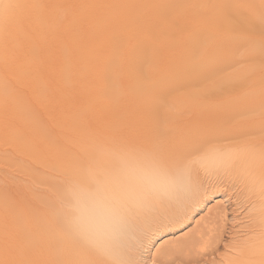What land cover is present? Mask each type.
Wrapping results in <instances>:
<instances>
[{
    "label": "bare ground",
    "instance_id": "6f19581e",
    "mask_svg": "<svg viewBox=\"0 0 264 264\" xmlns=\"http://www.w3.org/2000/svg\"><path fill=\"white\" fill-rule=\"evenodd\" d=\"M206 175L264 264V0H0V264H168Z\"/></svg>",
    "mask_w": 264,
    "mask_h": 264
},
{
    "label": "rangeland",
    "instance_id": "374dc122",
    "mask_svg": "<svg viewBox=\"0 0 264 264\" xmlns=\"http://www.w3.org/2000/svg\"><path fill=\"white\" fill-rule=\"evenodd\" d=\"M246 64L245 59L239 57L236 63L225 71L231 73L238 67H243ZM233 77L237 79V76ZM249 91V88H245L241 92L246 96ZM17 177L19 180L23 179L21 174H18ZM205 182L208 183L206 185L209 188L205 186L206 194L209 195H207L208 199H205L204 205L206 204V207L203 205L204 208L202 207L201 210L196 211L186 225L180 223V226L167 229V235L160 240L161 244L165 242L173 244L180 238L182 240L189 236H197L198 238L194 239V244L192 243L189 246L183 247L184 251H180L181 249L177 248L178 250L174 252V257L172 260H169L168 264H225V257L232 255L230 253L233 251L228 246H236L241 239H247L253 235L249 231L252 225L251 215L254 213L253 204L250 203L251 201L249 202L250 195L241 186H237V182L233 184L229 180H224V182L221 179L214 180L209 175H206ZM35 184L40 189L43 187L40 184L38 185V183ZM238 190L243 192L241 193ZM220 206L221 208L219 209ZM217 236L221 237H219L220 241L218 245L215 244ZM205 255L207 256L203 257ZM198 256H202L200 260H197L199 262L194 261L195 257L197 258ZM186 257L193 258V260H189Z\"/></svg>",
    "mask_w": 264,
    "mask_h": 264
},
{
    "label": "snow or ice",
    "instance_id": "6c2138e0",
    "mask_svg": "<svg viewBox=\"0 0 264 264\" xmlns=\"http://www.w3.org/2000/svg\"><path fill=\"white\" fill-rule=\"evenodd\" d=\"M191 154H192L193 156L196 154V149H195V146H193V149H192V152H191ZM186 167H187V165H186Z\"/></svg>",
    "mask_w": 264,
    "mask_h": 264
}]
</instances>
